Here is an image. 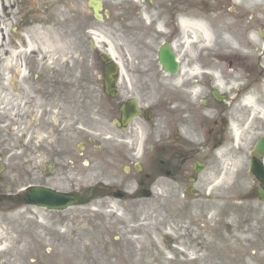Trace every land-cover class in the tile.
Instances as JSON below:
<instances>
[{
  "label": "flooded vegetation",
  "instance_id": "obj_1",
  "mask_svg": "<svg viewBox=\"0 0 264 264\" xmlns=\"http://www.w3.org/2000/svg\"><path fill=\"white\" fill-rule=\"evenodd\" d=\"M60 7L64 40H0V187L26 179V187L86 199L78 165L84 138L92 144L87 135L97 131L84 120L100 117L104 66L94 35L103 26L117 76L126 79V96L108 99L105 110L128 145L125 175L134 182L119 202L160 200L171 205L174 225L156 229L153 218L137 222L99 205L62 229L51 248L57 264H264V157L255 152L264 138V0H60ZM161 50L171 53L172 72ZM132 99L139 117L117 128L121 103ZM222 163L231 180H215ZM101 189L92 201L114 200V189Z\"/></svg>",
  "mask_w": 264,
  "mask_h": 264
},
{
  "label": "rangeland",
  "instance_id": "obj_2",
  "mask_svg": "<svg viewBox=\"0 0 264 264\" xmlns=\"http://www.w3.org/2000/svg\"><path fill=\"white\" fill-rule=\"evenodd\" d=\"M3 1L6 8H3L2 0H0V22L4 28L5 40H12V38L13 40H20L24 33H29L31 40L42 43L50 41L52 45L56 44L58 40H64L60 21L62 12L59 4L60 0H37L36 4L32 3L33 0ZM7 14L9 16H6ZM14 28H16L15 36H13L14 33L12 31ZM100 28L102 32L108 33L107 27L103 28V26H100ZM34 29L37 30L34 31ZM31 30H33V33ZM103 36L98 37L102 52L109 48V40H106L107 35ZM0 40H2L1 33ZM155 79L156 82H158V79L167 82V78L156 77ZM121 80L119 85L121 94L126 96L125 77H122ZM98 97L99 119L84 120L89 126L97 128V131L95 134L88 133L87 135L94 139L92 144L88 143L84 138L87 150L84 153L83 162L78 165L81 169L78 177V181L81 184L80 188L85 191L91 187L99 188V186H102L101 190L104 191V195H108L105 193L111 192L112 189H121L129 193L134 189L133 178L122 173V168L126 166L125 158L128 145L123 141L122 134L115 131L112 127L109 115L105 111L108 106L107 100L101 90ZM149 99H155V89L151 90ZM226 167H230V165L222 163V172L215 180H231V170ZM68 169H72L70 162H68ZM10 171L11 166H9V171L6 173L9 178L12 176ZM212 173L207 172L203 174L202 178L206 181L207 178L212 177ZM27 184L26 179L19 183L10 181L0 188V236L4 237L3 241L5 242H2L9 248L8 253H0V264H57L59 252L57 249H53L50 253L49 250L53 246L59 245L58 240L62 234V229L77 227L74 225L76 222L74 220L75 215L96 213V208L100 207L99 205L106 206L100 207V212L102 213L133 214L135 216L132 217L137 222L148 221L149 218H153L156 229H169L174 225L171 205L160 202L157 199H138L129 203H122L107 197L106 200L98 199L63 212H49L44 209L11 204L2 198V196L19 193ZM211 205L215 204L212 203ZM196 206L198 205L193 207ZM193 211L195 210L193 209ZM143 213H153L155 216L142 217L136 215ZM127 218V216H120L119 220L126 221ZM69 223L71 226H69ZM200 224H203L201 219L197 220V230L201 229L199 227ZM140 227L153 228L147 225L139 226L138 228ZM194 232L197 233L196 231ZM162 235L167 238L170 234L167 231H163Z\"/></svg>",
  "mask_w": 264,
  "mask_h": 264
},
{
  "label": "water",
  "instance_id": "obj_3",
  "mask_svg": "<svg viewBox=\"0 0 264 264\" xmlns=\"http://www.w3.org/2000/svg\"><path fill=\"white\" fill-rule=\"evenodd\" d=\"M104 60H107V58L104 57ZM111 69L112 68L110 66L106 72L110 73ZM110 78V75L105 74L104 91L109 96L114 97L117 94V91L115 88L111 87L114 81H111ZM24 200L28 205H36L38 207H44L51 210L62 209L67 205H71L76 202L73 198L68 196L58 195L49 190L33 188L27 191V193L24 195Z\"/></svg>",
  "mask_w": 264,
  "mask_h": 264
},
{
  "label": "bare ground",
  "instance_id": "obj_4",
  "mask_svg": "<svg viewBox=\"0 0 264 264\" xmlns=\"http://www.w3.org/2000/svg\"><path fill=\"white\" fill-rule=\"evenodd\" d=\"M2 3H3V6H5V2L2 0ZM0 21H1V14H0ZM2 30V27H1V22H0V31ZM37 30V29H36ZM34 29V31H36ZM31 32L33 33V30H31ZM24 40H31L30 36H29V33H26L25 36H24ZM109 52L112 54V51L109 50ZM113 55V54H112ZM4 240V237H1L0 236V253H8L9 252V248L7 246H5V244L3 242ZM3 241V242H2Z\"/></svg>",
  "mask_w": 264,
  "mask_h": 264
}]
</instances>
